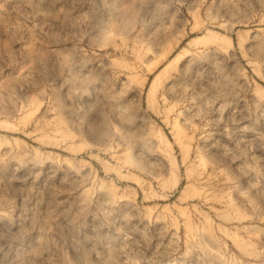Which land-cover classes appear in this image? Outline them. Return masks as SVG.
Here are the masks:
<instances>
[{"label": "rangeland", "instance_id": "374dc122", "mask_svg": "<svg viewBox=\"0 0 264 264\" xmlns=\"http://www.w3.org/2000/svg\"><path fill=\"white\" fill-rule=\"evenodd\" d=\"M0 264H264V0H0Z\"/></svg>", "mask_w": 264, "mask_h": 264}]
</instances>
